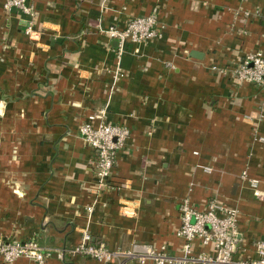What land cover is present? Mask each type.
Listing matches in <instances>:
<instances>
[{"label":"crops","instance_id":"obj_1","mask_svg":"<svg viewBox=\"0 0 264 264\" xmlns=\"http://www.w3.org/2000/svg\"><path fill=\"white\" fill-rule=\"evenodd\" d=\"M32 5L29 17L7 13L0 0V236L60 250L87 232L111 251L142 243L179 256L180 204L204 211L218 197L239 212L238 257L256 259L264 200L250 180L264 192V94L213 68L264 55V0ZM154 12L160 37L126 44L116 82L117 44L102 30ZM101 110L131 133L109 192H99L94 151L79 135ZM194 251L212 249L197 242ZM46 264L102 263L67 256Z\"/></svg>","mask_w":264,"mask_h":264},{"label":"built area","instance_id":"obj_2","mask_svg":"<svg viewBox=\"0 0 264 264\" xmlns=\"http://www.w3.org/2000/svg\"><path fill=\"white\" fill-rule=\"evenodd\" d=\"M32 2L33 0H4V9L7 13L18 10L23 15L34 17ZM160 29L157 14L154 12L132 19L123 29L111 26L102 30L111 42L117 44L116 82L124 77L120 61L126 44H143L155 40L160 37ZM26 33L35 34L31 24ZM213 70L228 72L238 84H253L264 94V55L261 52L246 55L236 66L226 69L214 67ZM130 134L126 126L108 123L106 110L88 116L80 126V137L95 154L93 167L99 192L114 189L110 179L117 164V154L125 147ZM242 178H247L246 172ZM250 185L254 196L264 200V192L259 189V182L251 179ZM92 210L91 207L87 208L89 213ZM180 214L181 226L177 234L183 240L184 246L179 256H172L165 246L142 243H133L125 251H111L104 244H95L92 236L85 232L79 245L60 250H46L35 239L16 241L0 236V260L3 264H14L20 259L29 260L33 264H46L51 258L65 261L69 256L89 258L102 264H125L133 261L139 264H264V241L255 244L258 256L256 259L238 257L239 212L222 204L218 197L210 199L204 211L196 209L189 199H185L180 204ZM197 242L210 247L212 252L195 253L194 245Z\"/></svg>","mask_w":264,"mask_h":264}]
</instances>
